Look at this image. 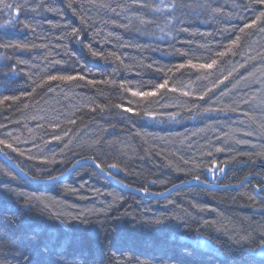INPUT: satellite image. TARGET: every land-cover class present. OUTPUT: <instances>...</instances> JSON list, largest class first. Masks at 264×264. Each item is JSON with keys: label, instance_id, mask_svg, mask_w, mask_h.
<instances>
[{"label": "trees", "instance_id": "16d2710c", "mask_svg": "<svg viewBox=\"0 0 264 264\" xmlns=\"http://www.w3.org/2000/svg\"><path fill=\"white\" fill-rule=\"evenodd\" d=\"M4 2L21 10L0 3V25L19 18L15 27L0 28V42L29 45L28 50L0 49V98L21 97L0 105V139L17 151L0 149L19 156L20 167L48 178L74 159L98 157L105 166L117 163L124 169L108 173L149 193L194 175L209 182L206 169L213 161L229 165L220 185L254 177L236 188L192 184L148 200L113 187L90 165L44 188L23 182L1 165L0 264H25L29 252L35 259L45 241H51V264H264L257 253L264 239V201L254 193L264 185V157L259 155L264 152V108L251 103L255 82L264 77V24L240 32L264 5L176 0L181 8L170 16L167 8L150 10L160 0H139L149 6L143 8L134 0ZM73 28L78 36L69 34ZM237 36L241 39L229 49ZM85 45L105 58L92 56ZM219 51L227 55L216 57ZM113 52L119 60L108 55ZM211 58L218 63L210 70L175 68L189 59L208 63ZM10 64L17 72L5 75ZM77 74L99 83L45 82L48 75ZM165 79L167 88L154 97L126 91H153ZM210 88L204 100L198 99ZM126 107L133 111L124 112ZM204 108L223 110L205 113ZM144 113L155 118L146 117L145 124ZM167 114L175 119L160 118ZM54 135L62 139L55 141ZM45 159L56 162L42 163ZM9 171L15 179L3 175ZM60 223L73 233L71 239L66 240ZM199 238L210 246L196 248Z\"/></svg>", "mask_w": 264, "mask_h": 264}, {"label": "snow or ice", "instance_id": "6c2138e0", "mask_svg": "<svg viewBox=\"0 0 264 264\" xmlns=\"http://www.w3.org/2000/svg\"><path fill=\"white\" fill-rule=\"evenodd\" d=\"M252 2L254 4H258V5H264V0H252ZM0 3L3 4V8L4 9H15L17 12H19L21 10V6L20 5H13L10 3H6L4 2V0H0ZM134 3H139L140 7H149L147 4L144 3H140L139 0H134ZM69 7H72V4L69 3L68 5ZM245 7H247V5H245ZM165 8L169 9L168 11V15H172L174 12L180 10L181 5L178 4L176 2V0H172L171 4H164V0H160V5H158L157 7H155L154 9H150L151 11L154 12H160L162 10H164ZM2 10V9H0ZM35 10V9H33ZM112 11H115V9H112ZM19 22V18L16 17L14 19H10L7 21L6 24L0 25V28H7V27H15V25ZM83 22V21H82ZM142 23H144L145 21H141ZM179 23V21H177ZM258 24H264V11H261L259 13V15H257L255 17V19L251 20L250 23H245L243 28L240 29V32H244L245 29H252L258 26ZM56 26V25H54ZM23 28L28 29L30 28V25L28 23H24L23 24ZM187 28L184 29H178V31H187ZM260 31H264V27L260 28ZM70 35L73 36H78L79 35V31L75 28H73L71 30V33H69ZM98 35V33H97ZM241 39V37L237 36L236 40H233L231 42V44L228 46V48H232L234 47L237 42ZM32 47H36V45H32ZM85 47L88 48L90 54L94 57H99V58H105V53L101 52V51H94L91 47V45H85ZM0 49H21V50H28L29 49V45L28 44H21V43H12V42H0ZM108 55L115 57V59L119 60L120 57L116 56V54L113 53H109ZM216 57H224L225 55H227V51H219L216 54ZM5 59H7V57H5ZM56 63H60V61H56ZM218 63V60L215 58H211L210 62L208 63H193V61L191 59H189L186 63H181L179 65H176L175 68L176 70H180V69H185V68H191V69H213ZM6 67H8L9 69V73H6L5 75L8 74H14L17 72V67L14 64H10V65H5ZM148 67H152V65H148ZM159 70V69H158ZM168 72H171L172 69L169 68L167 70ZM229 75H231V73H229ZM228 77L225 76L224 80H227ZM87 82L88 85H96L97 83H99L96 80H91V79H87V77L85 75H48L46 77V81L45 82H50V81H61V82H72V81H85ZM224 80L219 81V84H223ZM43 86V85H41ZM168 86V80L165 79L163 83L157 84L155 86V89L153 91H135L132 88H126V91L131 92V95L133 97H141V98H146V97H154L156 96L161 89H165ZM218 85H213V88L217 87ZM121 87L123 88L124 85H121ZM51 87H49V91H51ZM213 89L210 88L207 90V92H205L203 95L199 96L198 99L200 100H204L205 96L208 95V92H211ZM33 91H35V89H33ZM171 91L175 92L177 91V89L173 88L171 89ZM184 96H188L190 95L188 92H184L182 93ZM24 95H29V93H25ZM21 99L20 96L17 95H4L2 98H0V105H4L6 104V102L8 101H12V102H16L19 101ZM114 107L116 108H121L122 105L117 104L114 105ZM217 110H223V109H213V108H204L203 112L205 113H209V112H213V111H217ZM232 111H235V109H231ZM93 111H95V109H93ZM124 112H132L133 109L131 107H126L123 108ZM145 116L149 117V118H155V116L152 113H144ZM171 119H175V116H171ZM69 123L74 124L75 121L74 120H69ZM54 127H59L58 124H54ZM0 127H3L2 125H0ZM8 136H11L12 133L9 132L7 133ZM53 140L55 141H60L62 139L61 136L58 135H54L52 137ZM0 145H5L7 148L12 149L13 151H17V149L13 148V145L10 143H7L6 140L4 139H0ZM65 147H67V145H65ZM217 152L222 151V149L217 148L216 149ZM7 156V153H4ZM21 155H23V153H20ZM208 155H212L211 152L208 153ZM260 156L264 157V152L259 153ZM31 158V157H29ZM183 159V158H182ZM82 161L84 163H90L92 166H94V168L96 170H98L99 172H106V169H116L117 171H123L124 169L120 167V165H118L117 163H110L107 164L106 166L102 163V162H97L98 161V157H93V156H87V157H82L81 160H77L76 164H81ZM42 163H55L56 161L54 159H45L43 161H41ZM184 164H189L190 161L189 160H184L183 161ZM212 167H208L206 170L211 174L214 171H219V172H224L225 168L224 167H220L218 164H216L215 161L212 162ZM18 167V166H17ZM21 171H23L21 169ZM69 171H71V169H69ZM108 175H111V173H107ZM4 176L6 177H10L12 179H15V176L13 173L9 172H5L3 173ZM62 176V173H61ZM61 176H49L48 179L49 180H60ZM215 178V177H214ZM192 180H194L196 183L198 184H205L207 183L206 180L201 179L200 175H194L192 177ZM156 181H152V183H155ZM192 181H185V183H191ZM125 187H127V185H124ZM175 187V185H174ZM144 191L146 192L147 189L145 188ZM257 191H261L264 192V187H258ZM158 195H163V193H157ZM169 203H172L171 201H169ZM195 207V206H194ZM155 223L159 224L162 223L163 221L161 219H156L154 221ZM194 246L196 248L199 249H205L208 248L210 246V241H207L203 238H199L196 241H194ZM261 247V252L260 255L264 256V239H262V243L260 245ZM51 241H45L43 243L40 244L38 251H36V258L33 259V256L31 254V252H29L28 254L24 255V262L25 264H51V261H49L48 257L51 253ZM57 264H65L64 261H57Z\"/></svg>", "mask_w": 264, "mask_h": 264}, {"label": "bare ground", "instance_id": "6f19581e", "mask_svg": "<svg viewBox=\"0 0 264 264\" xmlns=\"http://www.w3.org/2000/svg\"><path fill=\"white\" fill-rule=\"evenodd\" d=\"M146 117L147 116H145L144 118H142L141 119V121L143 122V123H145V124H148V122L146 121ZM160 118L161 119H171L170 117H169V115L167 114V115H165V116H161L160 115ZM161 121V127H163L164 129L166 128V125L164 124V122L162 121V120H160ZM167 124H170V122L168 121V123ZM172 125H173V123H172ZM174 126V125H173ZM0 153H1V156L2 157H0V167H1V165H3V166H5V167H7L8 169H10L20 180H22L23 182H25V183H27V184H29V185H31V186H40V187H47V186H51V185H54V184H56V183H59V182H62V181H65L66 179H67V177L70 175V174H72L77 168H79L80 166H83V165H90V166H92L90 163H84L83 161H82V163L81 164H76V161L77 160H81V158L82 157H79V158H77V159H74V161L68 166V168L67 169H63L62 170V176H61V173L60 174H58V175H55V176H61V179L60 180H55V181H53V180H49L48 178H38V177H36V176H33L32 174H31V172H30V170L29 169H27V167L25 166V165H22L21 167H20V165H18L15 161H17L20 157L19 156H17V157H9L8 155L6 156L5 154H4V152L0 149ZM18 166V167H17ZM93 168H94V166H92ZM21 169L23 170V171H21ZM69 169H71V171H69ZM95 169V168H94ZM96 170V169H95ZM96 172L98 173V175L100 176V177H102L100 174H99V172L96 170ZM106 174L108 173L107 171L105 172ZM108 175V174H107ZM108 176H110V177H102L104 180H106L109 184H111L113 187H115V188H118V189H120V190H122V191H125L124 190V188H123V186L124 185H127V187H130V188H136L135 186H132V185H129V184H127V183H125V182H123L121 179H119L117 176H113V175H108ZM248 176V175H247ZM246 176V177H247ZM252 177H254V175H251ZM245 178V177H244ZM251 179V178H250ZM250 179H248L247 181H249ZM263 181H264V179H262ZM114 181L115 182H118V185L117 184H115L114 183ZM246 181V182H247ZM183 182V181H182ZM180 183V182H179ZM178 184V183H177ZM174 185H176V184H174ZM174 185H172V186H174ZM171 186V187H172ZM259 187H264V185H262V186H259ZM257 188L258 187H256L255 188V190H257ZM136 189H139V188H136ZM168 189V188H167ZM166 189V190H167ZM214 189H219V188H214ZM141 190H143V189H141ZM166 190H164V191H166ZM164 191H162V192H159V193H163ZM254 193H255V191H254ZM155 194H157V193H155ZM258 197H260L263 201H264V196H261V191H259L258 192ZM60 225H61V227L63 228V230H64V232L67 234V238H66V240H68V239H71L72 238V232L70 231V230H68L67 228H66V226H64V224H62V223H60ZM261 248H259L258 250H257V253L258 254H260V252H261ZM76 252V251H75ZM77 253V252H76Z\"/></svg>", "mask_w": 264, "mask_h": 264}, {"label": "water", "instance_id": "95a60500", "mask_svg": "<svg viewBox=\"0 0 264 264\" xmlns=\"http://www.w3.org/2000/svg\"><path fill=\"white\" fill-rule=\"evenodd\" d=\"M0 157L1 156V153H0ZM229 167V165H225L224 168H225V171L224 172H219V173H216V175L218 174H221V175H224L227 168ZM98 171V170H97ZM99 172V171H98ZM99 174L102 176V177H110L108 176L105 172H99ZM252 176L251 175H248L247 177H245L241 182L237 183V184H231V185H212L211 183H205V184H198L196 183L194 180L192 179H189V180H185V181H192L191 183H185V181L183 182H180L178 184L172 187H169L166 191L163 192V195H158V194H155V193H149V192H145L144 190H141V189H136V188H130V187H125L123 186L124 190L125 191H129L131 193H134L136 195H139L141 197H147L149 199H158V198H163L165 196H167L169 193L173 192L174 190L180 188V187H183V186H187V185H192V184H198L200 186H203V187H206V188H211V189H214V188H219V189H230V188H236V187H240L243 183H245L248 179H250ZM115 184L118 185V182H115ZM258 192L257 190H255V194L258 196Z\"/></svg>", "mask_w": 264, "mask_h": 264}, {"label": "rangeland", "instance_id": "374dc122", "mask_svg": "<svg viewBox=\"0 0 264 264\" xmlns=\"http://www.w3.org/2000/svg\"><path fill=\"white\" fill-rule=\"evenodd\" d=\"M259 77L260 78L258 79V81L255 82V85L257 87V92L252 97L251 103L253 105H255L256 107H263L264 108V77H261V76H259ZM218 172L219 171H217L216 173H218ZM212 174H214V173H212ZM215 185H218V184H215ZM143 198L150 200L147 197H143Z\"/></svg>", "mask_w": 264, "mask_h": 264}]
</instances>
